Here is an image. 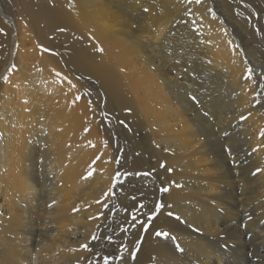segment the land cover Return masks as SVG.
Returning a JSON list of instances; mask_svg holds the SVG:
<instances>
[{
  "label": "bare ground",
  "instance_id": "1",
  "mask_svg": "<svg viewBox=\"0 0 264 264\" xmlns=\"http://www.w3.org/2000/svg\"><path fill=\"white\" fill-rule=\"evenodd\" d=\"M5 2L0 264H264V0Z\"/></svg>",
  "mask_w": 264,
  "mask_h": 264
},
{
  "label": "rangeland",
  "instance_id": "2",
  "mask_svg": "<svg viewBox=\"0 0 264 264\" xmlns=\"http://www.w3.org/2000/svg\"><path fill=\"white\" fill-rule=\"evenodd\" d=\"M0 2L4 5L5 7V11L12 16V18L18 23V25L20 27H23L25 25V21L23 20L22 17H20L19 15L15 14L6 4L5 0H0ZM63 2V1H62ZM63 5H65V3L63 2ZM0 21L4 22V20L2 19V17L0 16ZM27 28V27H26ZM30 30L32 31V29L30 28ZM89 40V39H88ZM88 40H86V42H89ZM83 41V40H82ZM93 44V42H92ZM7 42L4 41L2 39V34L0 33V52H3L4 47H6ZM76 46V47H75ZM97 47L93 48L91 45L83 42V43H78L77 45L72 41V39H63L60 37V39L58 40V42L55 43V48L57 49L58 53H68L69 55H71L75 50V49H81L83 50V52H85V57L96 67H100L102 65V63L104 62V64H106V60L105 58H103V56L99 53V49H98V45L96 44ZM2 60V59H1ZM112 65V63H111ZM113 67L115 69V65L113 63ZM116 70V69H115ZM117 72V71H116ZM87 84L91 87L92 90L96 89L95 86H92L89 82H87ZM97 90V89H96ZM82 99H87V97L82 96ZM91 100V99H90ZM135 109L136 111L139 112L140 110V106L139 105H135Z\"/></svg>",
  "mask_w": 264,
  "mask_h": 264
},
{
  "label": "snow or ice",
  "instance_id": "3",
  "mask_svg": "<svg viewBox=\"0 0 264 264\" xmlns=\"http://www.w3.org/2000/svg\"><path fill=\"white\" fill-rule=\"evenodd\" d=\"M101 51H102V49H101ZM262 135H264V133H262ZM97 159H99V157H97ZM91 175H92V173L90 172V173H89V176H91ZM164 191H167V189H164ZM105 195H108V193H105ZM141 207H143V205H141ZM159 207H161V205H158V206H157V208H159ZM169 215H171V213H169ZM133 219H135V216H133ZM149 219H152V218L150 217ZM156 234H157V236H161V235H162V236H164L165 238H167L168 235H169V234L166 233V232H165V233L157 232ZM83 247L85 248V250H87V245H84Z\"/></svg>",
  "mask_w": 264,
  "mask_h": 264
}]
</instances>
